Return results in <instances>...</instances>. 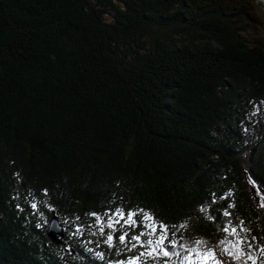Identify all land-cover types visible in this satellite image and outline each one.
Listing matches in <instances>:
<instances>
[{
	"label": "trees",
	"instance_id": "1",
	"mask_svg": "<svg viewBox=\"0 0 264 264\" xmlns=\"http://www.w3.org/2000/svg\"><path fill=\"white\" fill-rule=\"evenodd\" d=\"M220 1L0 0V264H264V45Z\"/></svg>",
	"mask_w": 264,
	"mask_h": 264
},
{
	"label": "rangeland",
	"instance_id": "2",
	"mask_svg": "<svg viewBox=\"0 0 264 264\" xmlns=\"http://www.w3.org/2000/svg\"><path fill=\"white\" fill-rule=\"evenodd\" d=\"M223 5H231L228 11L230 13L238 12V10H243L245 13V18L240 17L239 19L243 23V30L241 32V37L245 39L249 45H264V9L262 6L256 2V0H221ZM234 5H236L234 7ZM235 8V9H234ZM253 193V198L256 203L260 201L264 202V192L258 190L254 186H250Z\"/></svg>",
	"mask_w": 264,
	"mask_h": 264
},
{
	"label": "snow or ice",
	"instance_id": "3",
	"mask_svg": "<svg viewBox=\"0 0 264 264\" xmlns=\"http://www.w3.org/2000/svg\"><path fill=\"white\" fill-rule=\"evenodd\" d=\"M249 182L250 183H255L254 181L251 180V177L249 178ZM264 206V205H262ZM92 215H95L94 213ZM114 216H119L118 220H114V223H120L121 220H124L126 224H128L129 226H137L138 223H142V222H138L136 219H134V217L136 216L135 213H124L122 210H117L116 213L113 214ZM227 215V213H226ZM147 219H151L150 217H146ZM97 219H100L99 217H97ZM101 223H103V221H101ZM109 227H112V224L108 225ZM163 227V226H161ZM155 231V230H154ZM225 231H227V229H225ZM233 231H235V229H233ZM127 237V233L125 232L123 235H121L119 237L120 241H124ZM132 239H139V236H134L132 237ZM108 240L111 241L112 240V236L111 234L108 235ZM148 243H152L151 241H148ZM201 243V242H198ZM221 243H223V241H221ZM97 255H102V254H97ZM165 255H167V252H165ZM217 264H222V262L218 261Z\"/></svg>",
	"mask_w": 264,
	"mask_h": 264
},
{
	"label": "water",
	"instance_id": "4",
	"mask_svg": "<svg viewBox=\"0 0 264 264\" xmlns=\"http://www.w3.org/2000/svg\"><path fill=\"white\" fill-rule=\"evenodd\" d=\"M256 2L259 3L264 9V0H256ZM45 236L51 243L55 245L59 244V239H62L63 237L62 227L60 226L58 220L56 219V217L53 215L52 212H51V217L45 229Z\"/></svg>",
	"mask_w": 264,
	"mask_h": 264
},
{
	"label": "clouds",
	"instance_id": "5",
	"mask_svg": "<svg viewBox=\"0 0 264 264\" xmlns=\"http://www.w3.org/2000/svg\"><path fill=\"white\" fill-rule=\"evenodd\" d=\"M53 213V212H52ZM57 219V218H56ZM62 227V226H61ZM62 230H63V228H62ZM64 235V234H63ZM47 239V238H46ZM48 240V239H47Z\"/></svg>",
	"mask_w": 264,
	"mask_h": 264
},
{
	"label": "bare ground",
	"instance_id": "6",
	"mask_svg": "<svg viewBox=\"0 0 264 264\" xmlns=\"http://www.w3.org/2000/svg\"><path fill=\"white\" fill-rule=\"evenodd\" d=\"M63 236H64V235H63ZM63 238H64V237H63ZM63 238H62V239H63ZM60 240H61V239H60ZM61 243H62V242H61Z\"/></svg>",
	"mask_w": 264,
	"mask_h": 264
}]
</instances>
